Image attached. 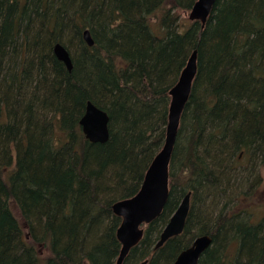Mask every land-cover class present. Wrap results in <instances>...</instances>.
Here are the masks:
<instances>
[{
  "label": "trees",
  "instance_id": "16d2710c",
  "mask_svg": "<svg viewBox=\"0 0 264 264\" xmlns=\"http://www.w3.org/2000/svg\"><path fill=\"white\" fill-rule=\"evenodd\" d=\"M195 1L0 0V264L115 263L112 205L139 191L165 139L169 91L194 50L168 199L123 264H173L201 235L211 245L198 264H264V216L253 222L227 207L256 188L264 195V0H216L204 28L181 25L176 11ZM87 102L108 114L103 144L78 124ZM188 192L183 233L155 250ZM203 198L222 207L196 211Z\"/></svg>",
  "mask_w": 264,
  "mask_h": 264
},
{
  "label": "water",
  "instance_id": "95a60500",
  "mask_svg": "<svg viewBox=\"0 0 264 264\" xmlns=\"http://www.w3.org/2000/svg\"><path fill=\"white\" fill-rule=\"evenodd\" d=\"M215 2L216 0H196L188 14V19L199 21L203 28ZM82 36L88 46L93 45L88 30H85ZM53 54L58 61L63 63L67 71L71 72L72 62L65 47L60 43L55 44ZM197 70V51L194 50L182 69L178 81L169 91L168 122L162 149L148 166L139 191L130 198L115 202L112 206L113 213L121 219L116 231V237L121 245L116 264L123 263L129 250L142 239L143 226L149 225L158 217L167 202L169 195V164L180 126L181 115L188 102ZM78 124L85 139L90 143L103 144L108 140V114L98 109L91 102L86 103L84 113ZM190 195L191 193L188 192L182 197L178 207L161 231L155 248L163 245L167 239L183 232L190 207ZM210 242L208 235L198 236L189 248L178 255L173 264H197L199 257ZM138 264H147V260Z\"/></svg>",
  "mask_w": 264,
  "mask_h": 264
},
{
  "label": "rangeland",
  "instance_id": "374dc122",
  "mask_svg": "<svg viewBox=\"0 0 264 264\" xmlns=\"http://www.w3.org/2000/svg\"><path fill=\"white\" fill-rule=\"evenodd\" d=\"M176 13L178 14L179 16V23L181 25H189L190 24V20L188 19V14H189V11L188 12H179V11H176ZM151 26L152 28L155 30V32L158 31L159 27H158V23H157V20L155 18L151 19ZM240 163H239V166H242L244 167V165L246 164L244 160H238ZM241 191H245V190H241ZM236 195V194H235ZM203 200L200 205L197 204L196 205V211H204L207 206L206 209H216L219 210L221 207H222V202L223 200L221 199V202L220 200L218 202H220L216 208L215 207H211L210 206V199L208 198H203L201 199ZM195 206V205H194ZM228 211L229 212H237V211H240V210H246L247 212H249L250 214V219L251 221L253 222H257L258 220H260V218H262L264 216V195L262 192H260V190H258L256 188L255 192H251L248 196L244 197V199L242 200V198H238V201H234V202H229L228 204ZM204 209V210H203ZM144 227V226H143ZM234 245H231L229 248H228V254H233L234 252Z\"/></svg>",
  "mask_w": 264,
  "mask_h": 264
},
{
  "label": "bare ground",
  "instance_id": "6f19581e",
  "mask_svg": "<svg viewBox=\"0 0 264 264\" xmlns=\"http://www.w3.org/2000/svg\"><path fill=\"white\" fill-rule=\"evenodd\" d=\"M190 10H191V9H190ZM212 10H213V9H212ZM189 12H190V11H189ZM211 12H212V11H211ZM210 14H211V13H210ZM209 16H210V15H209ZM208 18H209V17H208ZM207 20H208V19H207ZM190 21H191V20H190ZM198 22H199V21H198ZM206 22H207V21H206ZM199 23H200V22H199ZM205 24H206V23H205ZM200 25H201V23H200ZM201 28H202V27H201ZM203 28H204V27H203ZM85 30H88V29H85ZM85 30H84V31H85ZM84 31H83V32H84ZM88 31H89V30H88ZM89 33H90V32H89ZM82 34H83V33H82ZM56 44H57V43H56ZM177 81H178V80H177ZM169 96H170V95H169ZM188 100H189V99H188ZM92 104H93V103H92ZM93 105H94V104H93ZM94 106H95V105H94ZM96 107H97V106H96ZM97 108H98V107H97ZM98 109H100V108H98ZM100 110H102V109H100ZM167 122H168V121H167ZM166 126H167V125H166ZM108 130H109V128H108ZM177 134H178V133H177ZM165 135H166V131H165ZM176 139H177V138H176ZM163 145H164V142H163ZM163 145H162V147H163ZM162 147H161V149H162ZM161 149H160V150H161ZM158 153H159V152H158ZM158 153H157V154H158ZM157 154H156V155H157ZM156 155H155V156H156ZM155 156H154V157H155ZM171 157H172V156H171ZM169 167H170V164H169ZM144 175H145V174H144ZM143 178H144V177H143ZM189 202H190V207H189V211H188L187 217H188L189 212H190V209H191V195H190V200H189ZM179 203H180V202H179ZM178 205H179V204H178ZM112 206H113V205H112ZM177 207H178V206H177ZM112 211H113V209H112ZM159 216H160V215H159ZM159 216H158V217H159ZM158 217H156L155 219H157ZM187 217H186V220H185V225H186ZM155 219H154L153 221H155ZM153 221H152V222H153ZM152 222H151V223H152ZM145 226H147V225H145ZM184 228H185V226H184ZM143 229H144V228H143ZM183 231H184V230H183ZM144 232H145V231H144ZM182 233H183V232H182ZM182 233H180V234H182ZM180 234H179V235H180ZM179 235H177V236H179ZM143 236H144V233H143ZM143 236H142V239H143ZM196 238H197V237H196ZM196 238H195V239H196ZM209 238H210V237H209ZM142 239H141V240H142ZM169 239H171V238H169ZM169 239H167V240L163 243V245H164ZM195 239H194V240H195ZM117 240H118V239H117ZM141 240H140V242H141ZM158 240H159V239H158ZM158 240H157V242H158ZM194 240H193V241H194ZM210 240H211V238H210ZM193 241H192V243H193ZM140 242H138V244H139ZM157 242H156L155 245H154V249H155V250H157V249H159L160 247L163 246V245H161L160 247L155 248ZM192 243H191V245H192ZM138 244H137V245H138ZM137 245H136V246H137ZM191 245H190V246H191ZM210 245H211V242H210V244H209L208 247H210ZM190 246H189V247H190ZM189 247H188V248H189ZM208 247H207V248H208ZM120 248H121V247H120ZM133 248H134V247H133ZM207 248H206V249H207ZM186 249H187V248H186ZM186 249H184V250H186ZM184 250H183V251H184ZM130 251H131V249L129 250V252H130ZM129 252H128V254H129ZM181 252H182V251H181ZM181 252H180V253H181ZM180 253H179V254H180ZM203 253H204V252H203ZM203 253H202V254H203ZM128 254H127V256H128ZM179 254H178V255H179ZM202 254H201V255H202ZM118 255H119V254H118ZM127 256L125 257V259L127 258ZM177 257H178V256H177ZM177 257H176V259H177ZM200 257H201V256H200ZM200 257H199V259H198V263H199ZM117 258H118V256H117ZM117 258H116V260H117ZM176 259H175V260H176ZM145 260H147V264H148V259H145ZM124 261H125V260H124ZM124 261H123V262H124ZM142 261H144V260H142ZM140 262H141V261H140ZM140 262H138V263H140ZM174 262H175V261H174ZM174 262H173V263H174ZM138 263H136V264H138ZM198 263H197V264H198ZM114 264H116V261H115ZM122 264H123V263H122Z\"/></svg>",
  "mask_w": 264,
  "mask_h": 264
}]
</instances>
